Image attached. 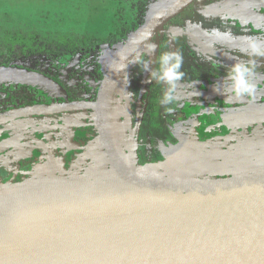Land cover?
<instances>
[{"label":"water","instance_id":"1","mask_svg":"<svg viewBox=\"0 0 264 264\" xmlns=\"http://www.w3.org/2000/svg\"><path fill=\"white\" fill-rule=\"evenodd\" d=\"M192 1H172L131 34L95 102L0 113L1 125L88 107L96 128L95 138L67 168L61 159L0 187V222L15 218L10 231H0V264H264V172L209 178L159 174L130 162L111 128L110 102L122 73L113 69L133 52V39L153 33ZM4 81L51 85L44 75L18 66H0ZM252 99L215 110L219 124L229 131L264 124V100ZM19 137L1 140L0 152ZM98 148L109 166L83 171L88 160L100 161L94 156Z\"/></svg>","mask_w":264,"mask_h":264},{"label":"rangeland","instance_id":"2","mask_svg":"<svg viewBox=\"0 0 264 264\" xmlns=\"http://www.w3.org/2000/svg\"><path fill=\"white\" fill-rule=\"evenodd\" d=\"M172 1L174 0H0V66L5 65L4 62L6 61L14 63L5 66L28 67L34 63V57L41 53H58L57 55H60L58 56L59 66H61L60 71L54 72L53 77L44 75L49 79L51 85L37 82H31L34 83L31 85L39 87L49 98L62 97L67 99L69 97L68 90L81 97L84 93V84L93 93L98 88L101 79L100 74L104 73L131 34L145 20ZM224 1L195 0L191 8H187L179 16L168 21L161 30L151 36V39L143 47L144 52H148L146 44L155 43L157 49H159V51L156 49L157 53L162 52L163 49L174 51L177 47L179 48L178 42L184 41L186 36H188L186 37L189 41L188 44L193 47L196 46L198 82L196 83L197 95L194 98L196 102L193 106H197V113L195 114L192 111L193 115L198 116L197 122L199 123L196 128L194 125H189V130L185 131V128L171 127L170 124H166L167 129L175 135V139L171 142L166 140L160 142L157 149L155 142H152L154 140L152 133L159 134L166 130L163 119L167 118L168 121L170 117L179 119V116H176L173 112L180 107L181 102L184 104V102L190 101L184 97L181 100L177 99L173 104L175 109L169 113L170 117L168 118L165 113L159 111V101L154 100L148 108V112L145 111L142 120L138 121L137 129L140 128L139 125L141 124L140 134L145 139V141H142V139L141 144H139L138 140L132 139L126 131L128 125L126 115H130V113L132 115L136 112V109H138L137 100L136 103H129V106H127V95L119 92L114 104H111V128L121 147H123L126 157L136 166L147 169L152 168L163 175L176 172L178 175L181 174L179 176L200 175L205 178L256 173L257 171L264 172V132L256 130L255 138L250 137V140H247L246 149L229 147V144L225 145L226 142L221 141V137L227 138V132L218 123L215 117L216 114L209 110V108L217 107L218 98L222 99L223 104H235L252 100V98L247 97L238 99L232 96L230 92L223 93L225 86H218L219 92L214 91L215 87L208 91L206 87L211 88L209 86L211 82L209 83L208 80L205 82L204 80L206 77H213V74L214 76L221 74L223 76L215 81H223L229 67L234 63L248 61L249 59L256 60V57H250L240 50L245 46V38L254 37L258 40H264V29H262V33L255 31L254 27L258 23V21L256 23L255 15L234 14L233 10L228 8ZM224 15L229 17L222 19V17H225ZM206 20H208L207 26L209 25L210 28L204 27L206 29L204 32L198 30L203 27L202 25ZM190 29L192 30L191 33L188 32ZM211 29L230 30L240 39L232 43L215 44L210 47L205 31ZM219 47L221 48L219 49ZM88 49H96L97 54L90 53L88 56L89 62L81 65L77 53ZM139 54L142 58V52ZM72 55L73 60L69 61ZM151 57H154V54ZM256 63L257 68L253 78H257L264 71V63L257 60ZM205 65H207L206 68ZM94 66L99 68L98 71L94 70ZM129 71L130 67H126L123 73L127 74ZM214 71H217V73ZM74 72L76 73L74 79L67 78ZM79 81L82 82L81 85H78ZM8 83L14 85L22 82L10 81ZM254 83H256V88L262 85L257 80ZM213 96L216 99H212ZM253 98L255 100L264 99V90L259 93L256 92ZM167 107V105L163 106L162 111H166ZM180 109L182 112L184 107ZM201 116L208 118L206 125L201 124L199 118ZM184 117L186 116L184 115ZM177 118L176 120H178ZM33 119L44 121L36 117ZM78 119H83L82 121L86 122L83 117L74 114L64 115L63 119L61 118L65 125L69 124L70 127L67 126L68 131L73 124H76ZM86 119L91 120V115L86 114ZM188 122L190 120L182 122L184 127ZM73 128L70 130L71 136L75 130ZM149 132L151 134L149 138L144 136ZM190 132L195 133L191 140V135L189 137ZM178 133L183 135H176ZM233 133L227 134L237 135L238 132ZM192 139L194 140L192 141ZM190 141H192V145L189 143ZM144 142L147 143V147L140 146ZM251 144L252 146H250ZM64 145H66V148ZM71 146L73 145L69 139L63 145H55L49 151V153H52L44 156L43 160L33 165H30V161H25L24 165L20 166L19 161H13L18 165H16L17 167L11 165L0 166V187L4 184L7 185V182L18 181L14 180L18 170L24 171V176H26V172H30L32 169H34L33 173H41L47 169L50 163L62 162L63 149H70ZM258 147H260L261 153ZM81 148L80 146L77 147L78 150ZM145 148L148 149L147 154L144 151ZM180 150L187 153L183 154ZM154 151L160 152L161 158L151 164L150 161L145 162L143 155L150 156ZM94 156L100 161L97 159L88 160L82 167L83 171L97 166H109V161L101 153L100 148H98V151H94ZM188 165L192 168H189ZM64 166L67 168L69 165L67 166L64 162ZM177 166L178 168L175 169Z\"/></svg>","mask_w":264,"mask_h":264},{"label":"flooded vegetation","instance_id":"3","mask_svg":"<svg viewBox=\"0 0 264 264\" xmlns=\"http://www.w3.org/2000/svg\"><path fill=\"white\" fill-rule=\"evenodd\" d=\"M253 1L254 0H225L224 3L226 4V6L228 8L233 10L232 12L234 14L238 13V14H244V15L245 14L246 15H249V14L255 15L256 16V23L258 21L257 26L254 27L255 31H259L260 33H262V29H264V0H255L254 6H253ZM194 2H195V0L190 2L187 7H185L180 13H178L177 15H175L174 17H172L168 21L172 20L176 16H179L183 11H186L187 8L188 9L191 8L192 3H194ZM203 11H205V10L203 9ZM224 16L229 17L228 15H224ZM225 19H227V18H225ZM207 21L208 20H206L205 23H203V25H202L203 27H201L199 29L197 28V29L203 30V32H204V30H206V29H204V27L210 28L209 25L207 26ZM167 22H165L157 30H155L152 33V35H154L158 30H161V28H163ZM240 23H243V22H240ZM197 29H195V30H197ZM188 32L191 33L192 30L190 29ZM186 37H188V36H186ZM186 37H185L184 41L181 40L180 43L178 42L179 48L177 47L176 49H174V51L181 52L183 57H184V63L182 66V71L185 73L184 78L180 81V83L176 89L175 95L178 97L179 100H181V98L184 97L186 100H189L190 102H184L185 105L183 104V102H181L179 104L180 107L176 108V109H175L173 104L167 105L168 106L167 109L172 108V111L175 109L173 114L175 113L176 116L177 115L179 116V119L176 117L179 121L176 120L175 117H173V114H172L173 118L170 117L169 113L172 111H170V112L167 110L164 112L162 111V109H164V108H162L163 106L161 105L160 101L163 97L164 92L167 90V87L163 83H158L154 80L150 81L149 80V75H150L149 72H146L144 70V63H149V62L151 63L153 69L158 68V58H159V55H161L165 51L164 49L161 50L162 52H160V53H157V51H159V49H157L156 53L154 54V57H151V55H149L148 52H144L145 49L143 47L146 43L145 42L144 44H142L139 47V50H138L139 53L142 52V54H143V56L141 58L142 62L140 64H128L127 67H130L129 72H131V74H129V72L127 74H125V73H123V71H124L123 70L122 73L120 74L119 78H118L115 90H114L113 95H112L110 106H111V104H114V101L118 97L119 92H122L123 94L125 93L127 95V101H128L127 106H129V103L130 104L136 103L135 101L137 100L136 104L138 106V109H136V112L132 115H131V113H130V115L129 114L126 115L128 118V125L126 126V128H127L126 131H127V133H129V135L132 137V139L134 138V139H136V141L138 140L139 144H141L142 139H143L142 141H145V139L140 134L141 124L139 125L140 128L137 129L138 121L140 122V119L142 120V118L145 114V111L148 112V110H149L148 108L150 107V105H152L154 100L159 101V103H158V104H160L159 105V111L161 113H165L166 117H168V118L170 117L169 121L166 120L167 118L163 119L165 127H166V124H168V125L170 124L171 127L179 126L183 129L185 128L184 129L185 131H188L189 125L190 126L194 125L195 128L198 126V123H199V122H197L198 116L192 114L193 112H195V114L197 113V106H193L194 102H196V99H194V98L197 95V92H196L197 91V84L196 83L198 82V76H197L198 66H197V55H196V48H195L196 46H194V47L190 46L188 44V42H189L188 38H186ZM220 48L221 47H219V49ZM95 50L96 49H91V50L88 49V50H84V51L77 53V56L79 58V63L82 65V64H86L87 62H89L88 56L90 53L97 54L96 53L97 51H95ZM57 54L58 53H56V54L41 53L40 55L34 57V63L33 64L29 65L28 67H23V68H27L29 70L36 71V72H38L42 75H45V76L53 77V73L59 72L60 67H61V66H59L60 62L58 60V56H60V55H57ZM73 55L70 57L69 61H71V59L73 60ZM116 56H117V54H116ZM114 58H113V60H114ZM200 59L204 60L203 58H200ZM256 60L260 63H264L263 62L264 57H259V58L256 57ZM111 62H110V64H111ZM110 64L108 65V67L106 68L104 73L100 74L101 79H100L98 88L93 93H91L90 89H88L86 84H84V87H83L84 93L82 94L81 97L78 96L77 94L73 93V92H69V90H68V96L69 97L67 99H64L62 97L49 98L39 87L33 86L29 83H18V84L13 85V84L8 83L10 81L0 82V113H4V112H7V111L15 109V108L25 107V106H29V105H36V104H51V103H63V102H75V101L95 102L97 99V94H98V90L100 88L102 79L104 78ZM261 65L263 66V64H261ZM206 67H207V65H205V68ZM98 69L99 68H97V66H94L95 71H98ZM70 72H72V71L70 70ZM214 72L217 73V71H214ZM262 72L263 73H260V75L257 78H253V80H255V81L257 80V81L262 83L261 86H257L255 94H256V92L259 93L260 91L264 90V81L262 80V76L264 74V71H262ZM74 74H76V73L75 72L73 74L71 73L69 76H67V78L70 77L71 79H74V76H75ZM222 76L223 75H221V74H218L217 76H214V74H213V77H206L204 81L207 82V80H208L209 83L211 82L209 85V86H211V88H209L207 86L206 87L207 90L208 91L212 90V87L216 88L218 86H225L226 85L225 80L215 81L217 78L219 79ZM81 84H82V82L79 81L78 85H81ZM215 84H217V85H215ZM127 88H128V92H127ZM114 94H116V96H114ZM213 98L216 99L215 96H213L212 99ZM223 98H225V97H223ZM262 100H264V99H262ZM250 101L238 102V103H235L233 105L243 104V103H247ZM182 104H183V106H182ZM229 105H232V104H230V103L223 104L222 99L218 98L217 107L216 108H209V110L211 111L212 109H214L213 113H217V111H215V110H217L221 107L229 106ZM181 107H184V109H182L183 110L182 112L184 114L181 112V109H180ZM69 114L79 115L81 118L83 117L86 121V122H84V121H82L83 119L82 120L78 119L77 120L78 123L76 122V124H73L72 127H74L75 130L73 131L72 136L70 135V133H71L70 130L72 127L69 128V131H68L67 126L70 127L69 124L65 125V122L63 120H61V118L63 119L64 115H69ZM86 114H89V116L91 115V120L86 119ZM184 115L186 117H184ZM35 117L39 118L42 121L44 120V121L41 122L38 120H34L33 118H35ZM199 118H200L201 124H205L208 121V118H206L204 116H201ZM184 120H190V122H188L186 124V127H184V123H182ZM171 121H173V122H171ZM221 127L223 129H225V131L227 133L238 132L237 135H233L234 133L231 135L226 133L227 138L221 137V141L223 143L226 142L225 145L229 144V147H233V148L239 147V148L246 149L247 145H248L247 140H250L249 139L250 137L255 138V136L257 134L255 132L256 130H260V131L264 132V124H259V125L253 126V127H249L247 129L235 130V131H229L227 128H225L222 125H221ZM87 134H89V135H87ZM90 134H96V128L94 125V111L92 108H88V107H80V108H75V109H70V110L59 111V112L56 111V112H52V113L37 114V115L18 117V118L12 119V120L0 125V141L4 140L6 138H9V137L15 136V135H19L20 137L13 145H11L6 150H3L2 152H0V166L11 165V166L15 167L17 164H15L13 161H19L18 163H20V166L24 165L25 161H30V165H33L36 162L43 160L44 156H47L48 154L52 153V152L49 153V151H51L53 146L58 145V144L63 145L64 142H66V140L69 139L70 143L73 146H71L70 149L69 148L65 149V150L63 149V151H62L63 152V155H62L63 161L68 166V165H70L71 161L76 157V154L79 151L77 149V147L82 146V143L85 142V140L87 139V137L90 136ZM180 134H182V133H178L176 135H180ZM150 135L151 134L149 132L148 134H146L144 136L149 138ZM152 135L154 137V140H152V142H155V147L157 149H158L160 142H163L164 140L171 142V141H174V139H175V135L172 134L171 131H169L167 129V127H166V130H164L163 132H161L159 134L153 132ZM190 135H191V137H190ZM194 135H195V133H192V132L189 133L190 140ZM218 137L220 138V136H218ZM193 140L194 139H192V141ZM192 141L189 142L191 145H192ZM261 143L259 144V146L261 145ZM143 145H144V147H147V143L144 142L140 146H143ZM64 146L66 148V145H64ZM250 146H252V144ZM153 147H154V144H153ZM258 150H260V147H258ZM144 151L147 154L148 149H146ZM180 152L183 154L187 153L183 150H180ZM261 152L262 151L260 150V153ZM146 154L143 155L144 156L143 158L145 159V162L150 161V164L153 161H157L161 158L160 152L157 153L154 151L153 154L151 153L150 156H148ZM21 157H24V158H21ZM151 170H153L155 172H159V171H156L152 168H151ZM23 176H24V171L18 170V171H16V174L14 176V180H21V178Z\"/></svg>","mask_w":264,"mask_h":264},{"label":"clouds","instance_id":"4","mask_svg":"<svg viewBox=\"0 0 264 264\" xmlns=\"http://www.w3.org/2000/svg\"><path fill=\"white\" fill-rule=\"evenodd\" d=\"M226 17H222L225 19ZM205 35L209 40V46L215 44L232 43L239 37L235 36L230 30L221 31L220 29H211L205 31ZM152 33L147 32L142 36H138L132 40L135 49L129 56H125L122 59L125 63L119 64L113 69L114 72L119 73L123 71L128 64H140L141 57L139 54V46L151 39ZM245 46L240 50L245 52L250 57H264V40H258L254 37L245 38ZM149 55H153L156 52L157 45L155 43H147ZM131 57V59H129ZM184 63V57L179 51H165L158 58V68L153 69L151 63H144V70L149 72V80L163 83L167 90L164 92L160 101L162 106L174 104L178 97L175 95L176 89L180 81L184 78L185 73L182 71ZM257 63L255 59H249L248 61L236 62L229 67L227 75L225 77L226 85L223 89V93H231L232 96L243 99L245 97L251 99L254 97L256 91V84L253 77L255 75V69ZM214 91L219 92L220 89L214 88ZM222 93V94H223ZM167 111H172V108H168Z\"/></svg>","mask_w":264,"mask_h":264},{"label":"bare ground","instance_id":"5","mask_svg":"<svg viewBox=\"0 0 264 264\" xmlns=\"http://www.w3.org/2000/svg\"><path fill=\"white\" fill-rule=\"evenodd\" d=\"M15 218L9 217L0 222V231L2 232H8L12 229L14 224Z\"/></svg>","mask_w":264,"mask_h":264},{"label":"trees","instance_id":"6","mask_svg":"<svg viewBox=\"0 0 264 264\" xmlns=\"http://www.w3.org/2000/svg\"><path fill=\"white\" fill-rule=\"evenodd\" d=\"M13 63H14V62H6V61L4 62V64H6V65H10V64H13ZM32 71H33V70H32ZM87 135H89V134H87ZM95 136H96V134H90V136L87 137V139L85 140V142L82 143V146H80V147H82V148L79 149V151L77 152L75 158H77L78 154H80V153L82 152L83 148L88 144L89 141H91L92 139H94ZM75 158H74V159H75Z\"/></svg>","mask_w":264,"mask_h":264}]
</instances>
